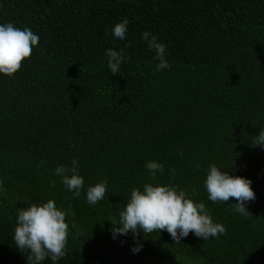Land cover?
I'll return each instance as SVG.
<instances>
[{
  "label": "trees",
  "instance_id": "1",
  "mask_svg": "<svg viewBox=\"0 0 264 264\" xmlns=\"http://www.w3.org/2000/svg\"><path fill=\"white\" fill-rule=\"evenodd\" d=\"M123 17L125 39L106 36ZM9 21L39 42L12 77L0 75V264H31L13 241L17 208L49 198L75 212L57 264H264V148L250 143L264 128V0H0V23ZM145 30L165 43L169 69L155 70ZM107 48L130 57L116 74ZM73 157L85 186L108 178L95 205L52 175ZM147 160L164 165L161 182L195 188L226 233L113 239L117 205L150 179ZM213 163L252 181L250 214L234 211L235 198L207 199Z\"/></svg>",
  "mask_w": 264,
  "mask_h": 264
},
{
  "label": "clouds",
  "instance_id": "2",
  "mask_svg": "<svg viewBox=\"0 0 264 264\" xmlns=\"http://www.w3.org/2000/svg\"><path fill=\"white\" fill-rule=\"evenodd\" d=\"M129 20L123 17L113 27L105 32L114 39L124 40ZM140 39L146 43L149 50L154 52L156 71L169 69L171 64L166 59V45L156 35L145 30ZM39 35L27 26L20 28L12 22L0 23V75L12 77L21 67V62L30 57L33 48L38 46ZM106 66L110 73L116 74L122 62L130 59L123 49L107 48L104 51ZM253 146L264 148V128H260L250 141ZM177 155L183 152L177 149ZM43 164V161H41ZM149 180L141 186L132 187L123 205H117L118 218L110 220V232L113 239L117 236H127L129 232L135 237L138 233L145 236L153 232L165 230L174 242L180 243L181 238L187 237L191 232L205 241L226 233L222 223L214 222L204 202L194 200L196 189L191 194L174 183H163L159 176L164 174V165L155 160L145 161ZM80 164L77 157H73L70 164H58L52 175L59 177L62 185L74 198L85 192V200L89 205H95L105 198L108 178L85 186L84 177L79 173ZM224 169V170H222ZM171 177L176 175L175 167L169 168ZM53 186L56 180L50 177ZM252 181L239 175H230L226 166L209 164L203 180V188L207 199L213 203H226L235 198L234 211L241 215L250 214L246 203L255 199L251 187ZM3 191V179H0V192ZM68 216H75L71 206L59 207L52 198L44 202H30L26 207L17 208L15 225L13 228V241L21 251H27V260L31 264H42L50 259L57 264L66 254V244L69 235ZM142 243H135L131 251L139 252Z\"/></svg>",
  "mask_w": 264,
  "mask_h": 264
}]
</instances>
